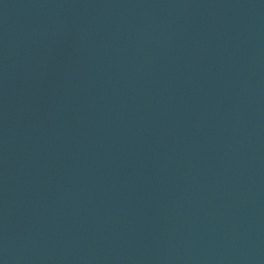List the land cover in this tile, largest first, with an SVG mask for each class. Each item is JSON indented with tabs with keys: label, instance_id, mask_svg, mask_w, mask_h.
<instances>
[{
	"label": "water",
	"instance_id": "95a60500",
	"mask_svg": "<svg viewBox=\"0 0 264 264\" xmlns=\"http://www.w3.org/2000/svg\"><path fill=\"white\" fill-rule=\"evenodd\" d=\"M0 264H264V0H0Z\"/></svg>",
	"mask_w": 264,
	"mask_h": 264
}]
</instances>
